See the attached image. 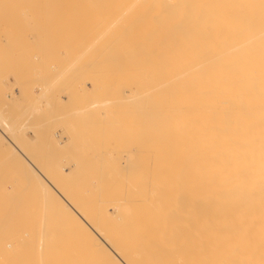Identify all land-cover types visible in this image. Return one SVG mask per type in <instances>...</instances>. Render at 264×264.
<instances>
[{
  "label": "bare ground",
  "instance_id": "bare-ground-1",
  "mask_svg": "<svg viewBox=\"0 0 264 264\" xmlns=\"http://www.w3.org/2000/svg\"><path fill=\"white\" fill-rule=\"evenodd\" d=\"M0 1H3V0H0ZM31 1L29 0V3ZM35 1L37 3V1L39 0H35ZM76 1L77 0H73L74 3H72V0L71 1L69 0V3L66 4V2L63 3V0H61V2L60 0L59 2L58 0L57 2L55 0L52 5L56 6L57 4L58 5L66 4V6L69 5L68 7H70V5H72V7L75 5L76 8L77 7L79 8L80 6V8L84 7L86 9L87 8L92 9L94 7L95 10H99V12L103 11V13L105 12L104 10H106V13H108L110 9H111L110 11L117 9L118 12L120 13L118 14L119 17H117L116 16L117 14L115 15L114 12H112L114 14V15L112 14L113 20H111L110 16L108 15L111 22H108L110 21L109 19L105 18L107 20L106 22V20L103 21L102 18H100L101 21L98 20L99 23L94 21L95 23L91 24L92 22L91 21L90 24H88V27L89 25H92V27H94L92 28L90 26V28H92V29L89 28L90 34L94 31L95 28H96L94 31L95 33H96V30H97V33L99 31L102 33L101 37H100L101 34H99L100 32L98 34L97 33L95 34L94 37L96 38V40L95 38L94 39L91 38L92 40H94L93 47H91L92 40H90V42L88 40L89 44L87 45L88 46L90 45L88 47L84 44L86 39H82V42H80L81 41L79 39L80 37L78 38L80 41L78 39L75 40L72 38V40H74V43H76L75 41H79L78 42L79 46L85 40L83 43V46H81L82 52L85 47L91 48V49L95 47L97 51H98V47H100V51H101V48L103 47L102 49L105 50V45L108 46L106 48L108 50L109 46H111L112 44H114L115 46L119 44L118 40L123 39L122 43H124L123 45L124 47L123 48L121 47L123 51L120 49L117 50V48L121 46L122 43L121 45H117L118 47L117 46L116 48L114 47L116 51H119V52H116L113 49V47L110 48V50L113 49L111 53L114 51L116 52V55L114 58L115 60L112 58H109V59H112V61L118 62L119 61L118 59H120L122 56L124 57V55H126L127 53L131 54V57L134 56V51H135V54H137L135 55V57L138 56V58L136 57L137 58L136 60L134 57L132 58L135 61H133V65L131 64V66L129 67L130 68L133 67V70L136 71V74H134L135 72H132V70L130 69L131 74L134 76L136 75L135 76L136 79L135 77L133 78V76H131L132 79L131 78L130 79L131 80L134 79L133 82L135 80L137 81V82L135 81L137 84L134 82V84H136V86L134 87H137V89H134V90L135 91L137 90L136 92H138L139 96L134 90H133L134 92L132 93V91L128 89L129 91H131V93L129 91L128 92L131 94V100L137 101L136 99L140 97L139 98V100H141L140 107L141 106L142 107L141 108L138 107L140 109L137 110L136 109L137 107H135L137 104H135L136 102L133 101L132 107L133 108L135 107V108L134 109L132 108V110H135L134 111L135 115H138L139 113L138 111H140L139 115L142 114L141 116L142 118L139 116H136V117H139V119L141 118L142 122L139 121V119L138 121L141 123L136 122L137 118H135V116L133 115L134 112H131V110L129 112H131L132 114L128 113L129 115L127 116H130L132 118L131 115H133L135 119L134 118L132 119L135 120V122L132 121V119L127 116L121 115L123 116L122 117L123 120L125 117L129 118L128 120L126 119L128 121L127 123L126 121H123L122 119L120 120L121 118L119 117L120 115L118 116L119 118L117 117V114H118L117 109L121 108V110L124 111L129 107L127 105H126L127 108L123 107L124 109H122V107L120 106L118 107L114 103L115 106H117L118 108L117 109L114 108L115 111L114 109L112 110H113V114L114 112L117 113L115 115L118 118V119L116 118L117 122L119 120V121H123V123L125 122L126 124L130 123V126H133L132 124L136 126L135 129H132V127L130 126L128 127L129 124L126 126V124L124 123L125 126L131 130V132H129V129H126L129 132L128 134L133 138V140L135 139V137L139 139L137 143H139L138 144L139 146L140 144H142L143 146L141 145L140 148L145 151V152L142 151L139 148V146L138 147L136 146L137 152L133 149L134 155L129 154L131 158V159L129 158L130 161L131 162L135 161L137 165L135 162L134 164H132L131 162L127 163L126 161H129V160H126V158H124L125 160H123L128 165L129 168L128 167L127 168L129 170L131 167L133 168L137 167V169L141 167L140 168L141 170H138L139 172L141 171V174L140 173L138 174L140 175L139 180H141V181L138 180L140 182V185L137 187L138 183H136L135 185L136 188H133L137 192L132 190V188H130L131 183L128 185L129 182H127L129 178L134 177L132 173L136 174V171H137L136 169L135 170L133 169L135 171L134 172L131 168V171H133V172L130 171L132 176L130 175V172L128 170L130 177L129 175L126 174L127 168H126V171L124 169L125 175L127 177H125L126 181H125V178H123L124 181H122V182H127L126 186L130 188L129 189L130 195L132 193L130 190H132L133 193H138V191L139 193L136 194L135 196L132 193L133 198H130L131 196H129V193L128 194L125 193L127 197L128 196L129 197L128 198L124 197L125 201H123L124 200V198H122L123 195L122 197L120 196L118 188L123 189L124 187L122 186L124 183H121V179L122 177H124V175L122 176L121 173L123 172L122 168H125L124 167L125 162L123 163L122 167L118 166L119 164L121 166V163H117L118 164L117 166L116 164H113L115 165V167L114 168L112 167V168L115 169L114 170L115 172L117 171L116 169H118L116 167L120 168L118 169L119 173L118 171L116 173L121 174L122 177L121 176H120L121 178L118 177L119 175L117 176L116 174H113L114 171H112L111 174L115 176L112 175L113 178H111L112 176L110 177L112 179V185H111V182H109L110 181V178H109V181H108V183L110 184L109 185L106 182L108 179H105V181L103 179L105 177L108 178L110 174L108 177L106 174V176H103L104 178H102V175H101V178L103 180V181L101 180L102 183L105 182L103 184L104 185L103 191H105V189L108 190L112 186L110 188L111 190L109 189V191L112 192V188L114 187L113 192H112L114 193V191H116L115 187H117V192L119 194L115 192L113 195L115 196L119 195L116 198L124 202V203L122 202L123 203L122 204L121 202H119V200H117V203L119 205L120 203L124 205L127 202V200H129V198L130 200L127 202L128 205L126 203V205L123 206L124 210L123 212H121V214L120 213L118 214V212L114 211L115 213H117L114 217L118 215V217L116 218L117 220H115L112 217V215L111 217L113 219L111 217H109V219L114 220V221H110L106 218L97 220V218L99 217L101 218L104 216L105 217L110 216V213L106 211V208H108V203L112 204L113 200L116 201L115 200L116 198H113L111 202L110 200L112 199V197H115V196L111 195L109 191H105L104 193L100 189V187L102 188V183L99 180V177H98V181L100 182L95 181V184H93L94 182L91 181L94 186L97 185L96 182L99 183L98 187L95 186L96 188H94V186L92 184H91L92 186L88 184L87 181L85 182V180L83 181L80 180L81 176L78 177L77 175V177L79 178L77 179L78 181L77 184L80 183L81 181L83 182V183L81 182L82 184L81 186L83 187L79 186V188L81 187V190L78 189V185L76 186L77 188L75 187V189H78L77 191H80L79 193H81L80 194L81 196L79 195L82 198V199L80 198L81 200H84L87 198L89 199V201L91 200L90 202H93L92 199L94 197L92 198V195H91L92 193H90L91 190L90 188H88L90 186L94 189V190L92 189V192H94L93 195L96 194L95 196L96 198H94V201L96 202V204H97V201L99 200V199L97 200V195L100 196L99 192H101V196H104V197H98L100 198V200L101 198H103L101 201L105 199L110 201V202L108 201V203L104 201L106 205H103V206L101 205L103 204V202L100 204L101 201H98L99 204L97 205L95 204V207H94L93 205L94 202L91 205V203L88 200H85L86 202L88 201L90 203L89 204L87 202L89 204V207L90 205L92 208L94 207L93 209L91 207L89 209V207L87 206L88 208L87 211L90 212L87 215L86 213L87 211H85L86 208H84L86 205L85 206L83 205L85 204V202L79 200L83 202L80 204H82V206L84 207H82L80 204H79V207L78 206L74 207L79 202L75 200V198H78L77 196L73 197L71 195L72 193L73 195L76 194V190L71 193L72 191L71 189H73V184L76 185L75 183L76 181L73 182V184H71L72 183L71 181L76 180L75 178L76 174L72 176V172L68 170L63 174L62 173L60 174L61 165L60 166L58 165L59 167L56 165L57 169L60 168L59 170H57L56 166L54 165V169H56L57 171L54 169L50 171L51 174L53 170L55 171V172L53 171L54 176L52 175L54 178L51 175H47L50 172L47 173L46 170H45L46 172L44 171L42 172V170L40 169L41 167L39 168L38 165L33 161L34 159L30 158L31 155L28 154L29 151H26L25 149L26 144H23V142L25 141L22 140L23 142H21V140L19 141L17 139V138L22 139L19 133H21L22 129H24L23 128L24 126L21 128L23 124L20 126L21 131L18 132V130H16V127H15L16 125L14 126V124H12L10 120L7 119L10 117H5L3 115L4 114L3 111H0V147L1 149L4 152L8 153L10 156H13V158L15 157L19 159L17 160V162L23 161L24 163L27 164L26 167L23 166V168L25 167V174L30 177L28 178L30 179L31 182H33L37 186H41L42 188L41 191L43 192L42 195L44 196L42 197V199L45 198L44 199L45 202L47 200L48 204H50V207L52 209L54 208L53 210H54L55 215L58 214L61 217L63 216L65 218L68 216V218H70L73 221L72 225L74 224L73 227L75 226V229H76L74 230L82 232L89 239V243H90L89 245L92 248V249L91 248L89 249H91L92 255L98 264H264V0H120V1L116 0L112 2H110L109 0L108 1L107 0L105 1L104 0L103 1L102 0L101 1L100 0L99 1L98 0H85V1L78 0L79 2L78 1L76 2ZM4 2H5V5L8 4L6 0H4ZM50 2L51 0H48V2L45 0H42V6L51 4ZM12 3L10 2L7 5L8 7L3 5L4 4L3 3L2 4L3 7L1 6L0 7L1 9L2 8L4 9L6 7L5 8L6 10L13 11L14 10L13 7L16 10L17 5H20L19 0L17 2L15 0V2L13 3V4L16 3V7L15 5L13 6ZM38 3L36 6L37 8L39 7L40 9L41 1H39ZM35 5H33V7ZM9 6H11L10 9H8ZM55 6L53 8H55ZM57 8L58 7H56L55 9L56 12H57ZM98 8H102L103 10L98 9ZM66 10L67 12L69 11L68 9ZM75 10L73 9V11ZM92 10L94 11V9ZM117 10H115V12H117ZM46 13L45 14L47 16H45L44 14L45 18L50 17L48 20L54 19V21H51V22H55L56 18L58 19V15L56 17V14H55L56 18L53 16L54 13L52 12V10H51V13L53 15H51L49 12H46ZM71 13H72V10H71ZM93 13L94 12H92V15ZM48 14H50V16ZM87 14H89V12H87ZM84 15L85 14H83V16ZM70 17L69 19H71ZM114 17H117V18L114 19ZM45 18L44 20H46V23H47L48 20L47 18L46 19ZM73 18L74 20L73 19L71 20L75 22V16ZM90 18H92V16ZM85 20H87V18ZM66 21H68V24L71 25V23H69V20H66ZM56 22L58 23L59 19ZM84 22L85 21H83L82 23ZM48 23L46 25H48ZM87 23H89V21ZM43 24L45 25V23ZM39 25L40 24L38 23V25L36 26H39ZM54 25L56 26V23ZM54 25H51V26L54 27ZM57 25H59V23ZM74 25H77V23ZM48 26L51 29L50 24ZM74 27L76 28V26ZM45 29L43 28L44 31L50 32V30L48 31V28H45ZM73 31H76V30H73ZM38 33H40V31ZM88 33L85 34V36L89 35ZM83 35L84 34H82V36ZM100 41L101 43L103 44L105 43V44L102 46L100 44ZM65 44L67 43L65 42ZM76 44L74 45V49H76L75 48ZM76 47L78 49L80 48L78 46ZM94 49L91 50L93 51L92 58L100 54V52L98 53L95 50L97 52V55H96V52H94ZM89 50L90 49H88L87 56L90 52ZM131 50L132 51L134 50L133 54L131 53ZM120 51H122V53L124 54L120 53ZM82 52H81V56L84 55V52H83V55H82ZM62 53H65V52L63 51ZM70 53H74V51L71 52L70 50ZM77 54H80V50H79V53ZM108 55H112V54H108ZM70 56L72 57L71 54ZM70 56L68 55L69 58ZM81 56H80L79 61L81 60L85 62L86 65L83 64V66L82 67L80 66L81 68H79L78 70L83 69L85 71L86 70L85 67L88 64L87 62L88 60L84 61L83 59H81ZM112 56L114 57V55ZM116 56L118 58L117 59L118 61L116 60ZM86 57H83V58H86ZM106 57H105V61H104V57L101 58L103 59V61H101L100 57H99L100 60L97 58L96 61L98 62L100 61V63L104 62L103 65L106 66V63L107 62L110 63L109 61H111L108 59L109 56L107 58ZM126 57L130 59L129 55L125 56L124 59H127ZM72 59H74V57H72ZM86 59H89L90 62L92 61L91 63L93 64L94 61L90 59V56H88ZM106 59H108V61ZM128 59H127L128 64L126 63V65H129L132 62V60H128ZM75 61L74 63L71 62L70 64L74 65ZM98 62H95V63L101 66ZM125 62L126 61H124V63ZM95 63L93 64L94 66H95ZM77 65L79 67V65H81L80 62ZM77 65L75 66L77 67ZM98 65L95 66L96 67L95 69L97 70H98L97 67H99ZM117 65H120V67L122 66L121 63H118ZM75 66H73L71 69L73 70ZM108 66L110 67L109 64ZM89 67L90 69L87 68V70L88 69L91 70L93 66L91 65ZM101 69H103V66ZM101 69L99 71H101ZM106 69L107 67H105V71ZM111 70L114 71V68H112ZM124 70L126 69L124 68ZM75 71H76L75 73L78 76L77 70ZM84 71H82V74H81L82 80H84V76L86 75L84 74L86 73ZM92 71H94V68ZM92 71H91V74L94 73L96 70L94 72ZM103 71L104 70H102L101 72ZM75 73H74V78H78V77H75L76 75ZM95 73H98V72H95ZM105 73L106 72H104L103 74ZM60 74L62 73L60 72ZM88 74L90 73L88 72ZM105 75H107V73ZM90 76H87V78ZM96 76H97L96 74L94 75V77L91 76L92 78H90V80H91V85L96 86L98 89L99 88L98 86L100 85L98 86L96 85L98 83ZM126 76H129V75H126ZM57 77L55 81L58 79ZM62 78L64 79L63 84L65 85V83H67V81L65 80L66 78L64 77ZM119 80L117 81L119 82ZM123 80L120 81L123 87L126 85L130 87L133 84L131 82L130 83L127 82L126 80L125 81L127 83H123L124 82ZM114 82L112 84H114ZM109 83H110V80H109ZM109 83L106 82L105 84H108L110 86ZM105 84H103V86ZM118 86L120 87L121 84ZM115 87L111 86L110 88L113 89ZM123 87L121 86L119 89H122ZM84 89H86V87H84ZM114 90L115 89L113 90L110 89V92L108 91L109 95L111 91L114 92ZM102 91L104 92V89H102ZM106 91L104 93L105 96L107 95ZM94 93H95V90H94ZM116 93L117 92H115V94ZM134 93H136L138 98L137 97L136 98L133 97L134 99L132 98V94L135 95ZM88 94H89V91H88ZM118 96H116L115 98L116 100H120L121 102L122 99H119L121 98V96L117 99ZM125 96H127V94ZM125 96H123L124 100L126 98ZM88 97H89L88 99H90L91 96H88ZM99 99H101V97ZM128 99L129 100H126V102L130 101V98ZM77 101H78V98H77ZM112 102L113 101L110 99H108L107 101V103L109 104H112ZM120 102L118 103L119 105L124 104L125 106L126 102L124 103L123 100H122L123 103L120 104ZM138 102L140 103V101ZM107 103H105V105ZM78 104L80 105V103ZM81 104H83V102ZM96 106H99V104ZM106 106H103V107H106ZM103 107L101 106V108L104 110ZM98 108L99 107L94 108V110L96 112L100 111L98 110ZM129 108L131 109V107ZM107 109L108 108H106L105 113L108 112ZM110 109L111 107L109 108V110ZM78 111H82V110L79 109ZM92 111L88 110V112H90L88 113V115H91ZM111 112L112 111L110 110V114H112ZM119 112H121L120 109H119ZM85 113L84 115L86 117ZM93 114L95 113L93 112ZM97 115L99 116V114ZM104 115H107V114H104ZM112 116L108 115V116H105V118L107 117L112 118ZM89 117L90 116L87 117L88 121L90 119ZM81 118H83V115L81 116ZM100 119L104 120L103 117ZM116 119L114 120L116 121ZM130 119L132 122L131 121L129 122ZM78 120L79 122L81 121V119H78ZM97 121L99 122L100 120H97ZM100 122L103 124L104 121L103 122L100 121ZM135 123L139 124V126L141 124V126L138 128H142V129H137L138 125H135ZM76 124L72 127H75ZM111 124H113V122ZM111 124L109 122V125ZM116 124H119V122ZM149 124H151V126L152 124H154L155 128L157 126L156 130H154L156 133L153 131V129H151L153 127H150ZM80 125L83 126L84 124L81 123ZM91 125L93 127L92 123ZM120 125L119 127H121ZM144 125H147L150 127L151 130L149 129V127H147L148 129L146 128L147 130H150L148 133H146L147 130L145 131L146 126ZM81 127L79 126V128ZM98 127L101 128L102 126H97L96 128ZM90 128L88 127L87 130ZM107 128L111 129L110 126L106 127L105 129ZM122 128H125V127H122ZM136 129L137 131L143 130L144 131L143 135L145 133L149 134V137L148 135L146 136L145 134V136L148 137L147 139H150L152 135H154L153 137L155 138V140H152L153 138L152 137L150 140H148V143H146L147 139L143 138L144 136L141 135L142 131H139L138 133H136L137 132ZM78 130L79 129L75 131H78ZM132 130H133V133L136 134L134 135L135 137L132 136L133 135ZM15 131H17V134L19 135L17 137V135L15 136V134H13L14 137H17L16 140L12 136L11 137L7 136L9 133L11 134L12 132L15 133ZM109 131L110 130H108L107 132ZM151 131H153L154 134L151 135L152 133ZM81 132H82V129L81 131H78V133L83 135L82 134L83 132L82 133ZM89 132L92 133V131H89ZM98 132H101V130H99ZM120 132L121 130H118V133ZM101 133H105V132H101ZM118 133L116 131L117 135ZM88 134H86V136ZM98 134L100 136V133ZM98 134H96L97 137H98ZM128 134H127L128 137L126 136V134H123V135L127 137V140L129 142L131 138H129L130 136ZM137 134H139L138 135L139 137H137ZM155 134L157 135L155 136ZM46 135H48V133ZM71 137H73V134H71ZM104 137H105V134H104ZM120 137L122 138L123 136H120ZM141 137L143 140L141 139ZM75 138L76 139H74L73 137L74 139L73 143L74 142L75 143L72 145L77 144L76 140L78 137L76 136ZM88 139H91V138H88ZM137 139L135 141H137ZM122 140L124 141V139ZM151 140L152 142H150ZM52 142L58 143L56 138H54ZM106 142H108V140H106ZM132 142L134 141L130 140V142L128 143V145H131L130 147L127 145L128 149L131 147H134L132 146L133 145ZM137 143L135 144L137 145ZM87 144H89L88 145L89 147L90 143L87 142ZM24 145L25 147H23ZM116 145L119 146V143L115 144V146ZM127 146L125 145L123 147L122 145V150H124ZM69 147H72V146H69ZM100 148H104V147H100ZM138 148L143 153H145V154H140V155H143V156L146 155V156H144L143 158L142 156L138 157L137 155H139L140 153V150ZM151 148L152 150L153 148L156 149L152 151L156 153V155L154 154L152 156L149 153L150 154L149 156V154H147V151H148L147 149H151ZM83 149H85V147H83ZM87 149L89 150V148ZM90 149H92V147ZM118 149H120V146ZM103 150L104 149H102V151ZM130 150L125 149V151H128V152H125L126 157L128 156L126 153H129ZM78 151L80 152L81 150H77L75 152L76 155H78L77 154ZM84 151H86L85 153H87L86 149L83 150V152ZM81 152L79 153V157H80ZM96 152L98 153V151ZM136 153L138 154L135 155ZM99 156H102V154ZM103 156H105V154ZM132 156H135V157L137 156L138 158L134 157V161H132L133 159ZM97 158L99 159L100 157H97ZM97 158L96 159L94 158V159L97 161ZM139 158L140 159L142 158L141 160L144 159L143 162L145 163H143V165H140L138 167V165L140 164ZM75 159H78V158H75ZM83 159H85V157ZM83 159L81 160L79 159L81 163ZM137 159L139 161H137ZM90 160H93V159H90ZM14 161H16V159ZM86 161L84 162L87 165L88 164L87 162L89 161L87 162ZM103 161L100 160L101 164ZM121 161L122 160H120V162ZM149 161H152V162H149ZM92 162L91 164H94V166L95 165L97 166V164L92 163ZM24 163L21 162L19 164L23 165ZM77 163H79V161ZM91 166L88 165L87 167L91 168ZM109 166L111 167L112 163L111 165L109 163ZM52 167H50V169ZM73 168L70 167V169H73ZM82 168L85 169L84 167ZM101 168H104V166ZM113 169H110V170H113ZM106 171L108 172V169ZM106 171L104 172L107 173ZM69 173H71V178L74 177L72 180L71 178H69L70 175L68 176ZM55 174H57L58 176L57 175L55 176ZM64 174L65 175L67 174L68 176L67 178H69V181L66 178V176H64V179H66L67 181L63 179V176L61 175H64ZM91 174L89 172V175H85V179L86 177L89 179L90 178L89 176H91ZM93 174H95V172ZM97 174H101V173H97ZM79 175H84V174L82 173ZM97 176H100V175L94 176V179L96 178L97 180ZM58 177H61L60 182H59ZM115 177H118V179H120V184H122L121 185L122 187H119L120 185L118 183L119 182L118 179H115L116 181L114 180L115 183L113 184L114 182L113 179ZM32 178L34 179L35 182L33 181ZM55 178H57V180H55ZM92 178L93 177H91V179ZM62 180L66 181L65 189L70 188L68 186L69 184L70 186L72 185V188H70L71 191L70 190L66 191L65 189L64 191L62 190L63 188L61 190L59 189L60 187L59 185H61V187H63L64 185V182ZM56 181L59 183L63 182V185L62 184L58 185ZM134 181L135 179L133 178V182ZM68 182L69 184L66 187V184ZM84 183H87L89 186L86 184L88 186L87 187ZM89 183H90V180H89ZM83 184L87 187L88 191H90L89 192L90 196H87V197L84 196L86 197L84 199H83V193L84 195H86L84 192L86 188L84 190L82 189L85 187ZM97 188H99L98 191L97 190L95 191V189ZM122 189L121 191L123 192L120 191L121 194H124V192H127ZM108 192L111 195V199H110V195H108ZM105 194H107L108 196H106ZM106 197H109V199H107ZM120 197L122 199H120ZM73 200L77 203L73 202ZM113 203L114 204H112V206L113 208H115L114 205L116 204L115 206H117L118 204L116 202H113ZM98 205H101L100 208L101 207L102 208L99 209L98 214H96L97 213L96 206ZM122 205L120 206V208L116 207L118 208V211L119 209H121ZM102 209L107 214L102 212L101 211ZM93 210H96V211H93ZM100 212L102 213V216ZM91 213H94L95 215L93 214L94 216H92ZM90 214L94 218V219L92 218L93 220L90 219ZM104 214H106L107 216ZM70 229L71 228H69V230ZM69 230L68 232H70ZM47 235L44 234V236H47ZM83 245H85V243H83ZM44 264H51V263L45 262ZM56 264H63V263H56Z\"/></svg>",
  "mask_w": 264,
  "mask_h": 264
},
{
  "label": "rangeland",
  "instance_id": "rangeland-1",
  "mask_svg": "<svg viewBox=\"0 0 264 264\" xmlns=\"http://www.w3.org/2000/svg\"><path fill=\"white\" fill-rule=\"evenodd\" d=\"M18 0H16V2H17ZM20 1V5H17V9L15 10V8L13 7V11L12 10H10V11H8V10H6L5 8L3 9H1V7H3L2 6V4L3 5H5V2H4V0L3 1H0L1 3H0V108H2V109H0V111H3L4 112V116L5 117H10V118H7L8 120H10V122L12 123V124H14V126L16 127V130H18V132L19 131H21L20 129L23 127L24 129H22V131H21V133H19V135H20V137L22 138V139H20V138H17L19 135L17 134V131H15V133H13L12 132V134L11 133H9L7 136L8 137H14V135L13 134H15V136L17 135V137H14L15 138V140H16V138L20 141L21 140V142H23V141H25V142H23V144H26V151H29L28 152V154H30L31 156H33V157H31L30 156V158H32V159H34L33 161L38 165V167L42 170V172L44 171V172H46L47 171V173L48 172H50L52 169H54V165L56 166H60V168H61V172H60V174L62 173H65L67 170L68 171H70V172H72V176L73 175H75L76 174V176H75V178H76V180H72L73 178H71V173H69L68 174V176H69V178H71V184H73V182H75L76 183V185L75 184H73V189H71L70 190V188H72V185L70 186V184H69V182L66 184V187H67V185L70 187L69 189H65V182L67 181L66 179H64V176H66V178L68 177L67 176V174L65 175H61V176H63V179L64 180H66V181H64V180H62L63 182H64V185H63V182H61V183H59L60 182V178L61 177H58V179H59V182H57V184L59 185V184H62L63 185V187H61V185H59L60 187H59V189L61 190L62 188V190H70L71 191V193L73 192V191H75L76 190V194L75 195H73V193L71 194L73 197L74 196H77L78 198H75V200H77V201H79V200H81L82 198L80 197L81 195V193H79L80 191H77L78 189L79 190H81V187H83V186H81L82 184H81V182L83 181V180H85V182L87 181V183L88 184H92V182L91 181H93L94 183L93 184H95V181H98V177H99V180L101 181L102 180V178H104L103 176H106V174H107V177L109 176V174H110V176L108 177V178H104L103 180L105 181V179H108L106 182L108 183V181H109V178L113 175V174H116L118 177H120L121 176V174H122V176L124 175V177H122V179H121V183H124L123 185L122 184H120V179H118V177H115L114 179H113V181L115 180V179H118L119 180V185H117V186H119V187H122V186H124L125 187V189H124V187H123V189L122 188H118L119 189V193H120V196L122 197V195H123V197L122 198H124V197H126V198H128L129 196H131L130 198H133V194H134V196L136 195V194H138L139 193V191H138V193H133V191L132 190H134L133 188H136V183H138V185H137V187L140 185V182L139 181H141V180H139V178H140V175H138L139 173L141 174V171L139 172L138 170H141L140 168L141 167H139L140 165H143V163H145V162H143V160H141L144 156H146V155H140V154H145V153H143L142 151H144V150H142L141 148H140V146L142 145V144H140V146L138 145L139 143H137L138 142V140L139 139H137L134 135H136L135 133H133V130H132V133H133V135L132 136H134L135 137V139L133 140V138L128 134L129 132H131V130L129 129V128H127L126 126L128 125V127L130 126V123H128V124H126L128 121V119L129 118H131L130 116H127V115H129L131 112H134L135 110H132V106H133V104H132V102L134 101V100H131V91H132V93L135 91L134 89H137V87H134V86H136V84H134V82H133V80H131L132 79V77L131 76H133V78L136 76H134V75H132L131 74V70H132V72H135L134 74H136V71L135 70H133V67H129V66H131V64L133 65V61H135L137 58H138V56H136L135 57V55H137V54H135V51H134V56H132L131 57V54H129V53H127L126 55H124V57L122 56H120L121 58L120 59H118L117 58V56H116V60L118 61V62H115V61H112V59H114L115 58V55H116V52H119V51H116V46L117 45H121V43L123 42V39H120V40H118L119 41V44H117V45H115L114 46V44H112L111 46H109V48H108V50L106 49L108 46H106L105 45V50H107V51H105V50H103L102 48H101V51H100V47H98V51L96 50V48L94 49V52H100V54L98 55V56H96V57H94V58H92L93 56H92V54H93V51H91V50H93V49H91V48H87V47H85L84 48V50H83V52H84V55H83V52H82V47L81 46H83V43H84V41H83V43L79 46L78 44V42L80 41V42H82V39H86V41H85V45L86 46H88L87 44H89V42H90V40H92V39H94L95 37V34L97 33V30H96V33L94 32L95 31V29H94V31L90 34V29H92V28H94V27H92V25H89V27H88V24H90V22H91V24H93V23H95V22H98V20L99 21H101L100 20V18H102V20L104 21V20H106V19H109V17H108V15L110 16V19L111 20H113L112 18H113V16H112V12H114V14L117 16V17H119L118 16V14H120L119 12H118V10L117 9H114V8H112V9H114V10H112V11H108V13H106V10H104L105 12L103 13V11H101V12H99V10H95V8L93 7L92 9H94V11L92 10V9H86V8H80V6H79V8L77 7L76 8V6H75V8H74V6L72 7V5H70V7H68L69 5H67L66 6V4H68L69 3V0H63V3H65L66 2V4L65 5H63V4H61V5H52L53 4V2L55 1V0H51V4H48V5H43L42 6V0H39V1H41V4H40V9H39V7L37 8V3L39 2V1H37V3H36V1L34 0V2H33V0L29 3V0H19ZM27 1H28V3L30 4H28L27 3ZM45 1H47L48 2V0H45ZM71 1V0H70ZM78 1V0H77ZM76 1V2H77ZM80 1V0H79ZM78 1V2H79ZM85 1V0H84ZM99 1V0H98ZM101 1V0H100ZM103 1V0H102ZM105 1V0H104ZM108 1V0H107ZM110 2H112V1H116V0H109ZM120 1V0H119ZM3 2V3H2ZM6 2L9 4L10 2L12 3H14L15 2V0H6ZM33 2V3H32ZM56 2H57V0H56ZM58 2H59V0H58ZM60 2H61V0H60ZM12 3V4H13ZM22 3V4H21ZM27 3V4H26ZM31 3H32V5H31ZM35 3H36V5H35ZM72 3H74L73 2V0H72ZM7 4V5H8ZM18 4V3H17ZM54 4H56V3H54ZM70 4H71V2H70ZM7 5H5V6H7ZM15 5V7H16V3L15 4H13V6ZM33 5H35L34 7H33ZM38 5H39V3H38ZM44 6H46V7H44ZM51 6H52V8H51ZM55 6V8H53ZM64 6V7H63ZM8 7V6H7ZM10 7L11 6H9V8L8 9H10ZM20 8V10H19V8ZM56 7H58L57 8V12H56ZM68 7V8H67ZM42 8H43V10H42ZM46 8V9H45ZM68 9L69 11V14H68V12H67V10L66 9ZM47 9H48V11H47ZM50 9V10H49ZM58 9H60V10H58ZM63 9H65V10H63ZM73 9L76 11H73ZM80 10V12H79V10ZM85 11H84V10ZM98 9H102V8H98ZM51 10H52V12L54 13V12H56V13H54V15L51 13ZM54 10V11H53ZM71 10H72V13H71ZM83 10V11H82ZM103 10V9H102ZM108 10V9H107ZM115 10H117V12H115ZM62 11V12H61ZM79 13H78V12ZM94 12L93 13V15H92V12ZM35 14H34V13ZM46 12H49L51 15H53L54 17H55V14H56V17H57V15H58V19H59V25H57L58 23L56 22L58 19L56 18L55 20V22H51V21H54V19L52 20H48L50 17H46L47 18V23H48V25L50 24V26L51 25H54L55 23H56V26L54 25V27L53 26H51V29H52V31H51V29H50V27L48 26V25H46L47 23H46V20H44V18H45V16H47L46 14ZM64 12V13H63ZM75 12V13H74ZM87 12H89V14H87ZM41 13V14H40ZM46 13V14H45ZM71 13V14H70ZM91 13V14H90ZM98 13V14H97ZM100 13V14H99ZM44 14H45V16H44ZM50 14H48L49 16H50ZM76 14V15H75ZM83 14H85L84 16H83ZM95 14V15H94ZM113 14V15H114ZM34 16V17H32V16ZM72 15V16H71ZM75 16V22L73 21L74 20V16ZM78 15H79V17H78ZM71 16V17H70ZM87 16V17H86ZM92 16V18H90V17ZM94 16V17H93ZM100 16V17H99ZM36 17V18H35ZM52 17V16H51ZM53 17V18H54ZM69 17L71 18V19H73V20H71V19H69ZM81 20H79L78 18ZM82 17V18H81ZM84 17H86L87 18V20H85L86 18H84ZM117 17H114V19L115 18H117ZM121 17V16H120ZM32 18V19H31ZM45 18V19H46ZM61 18V19H60ZM99 18V19H98ZM106 18V19H105ZM31 19V20H30ZM39 19V20H38ZM83 19V20H82ZM89 19V20H88ZM95 19V20H94ZM97 19V20H96ZM109 19V20H110ZM66 20H69V23H71V25L70 24H68V21H66ZM79 20V21H78ZM111 20L110 21H108V22H111ZM37 21H38V23L40 24L39 26H36V25H38V23H37ZM76 21H78V22H76ZM83 21H85L84 23H82ZM89 21V23H87V22ZM95 21V22H94ZM34 22V23H33ZM36 22V23H35ZM106 22H107V20H106ZM43 23H45V25L43 24ZM72 23H74V24H76L77 23V25H74V24H72ZM78 23H79V25H81V26H79L78 25ZM80 23H82V24H80ZM85 23H86V25H85ZM99 23V22H98ZM44 26H43V25ZM68 24V25H67ZM73 26V27H72ZM74 26H76V28L74 27ZM84 26V27H83ZM87 27V29H86V27ZM90 26L92 27V28H90ZM33 27V28H32ZM40 27V28H39ZM60 27V28H59ZM43 28L45 29V28H48V31L50 30V32H46V31H44L43 30ZM81 28V29H80ZM90 28V29H89ZM30 29V30H29ZM33 29V30H32ZM62 29V30H61ZM76 30V31H73V30ZM80 29V30H79ZM85 31H84V30ZM98 29H100V28H98ZM38 30V31H37ZM13 31V32H12ZM40 31V33H38ZM66 31V32H65ZM84 31V32H83ZM99 31V30H98ZM37 32V33H36ZM44 32H45V34H44ZM80 32V33H79ZM89 32V33H88ZM100 32V31H99ZM98 32V33H99ZM62 33V34H61ZM89 34V35H86L85 36V34ZM97 33V34H98ZM11 34V35H10ZM43 34V35H42ZM71 34V35H70ZM79 34V35H78ZM82 34H84L83 36H82ZM93 34V35H92ZM99 34H101L100 35V37L102 36V33L100 32ZM48 35H49V37H48ZM51 35V36H50ZM68 35V36H67ZM47 36V37H46ZM61 36V37H60ZM67 36V37H66ZM85 36V37H84ZM98 36V35H97ZM36 37V38H35ZM75 37H77V38H75ZM80 37V38H79ZM82 37V38H81ZM84 37V38H83ZM87 37V38H86ZM3 38V39H2ZM64 38H66V39H64ZM72 38L73 39H75V40H77L78 38L80 39H78L79 41H75L76 43H74V40H72ZM92 38V39H91ZM98 38V37H97ZM58 39V40H57ZM69 39V40H68ZM66 40V41H65ZM88 40H89V42H88ZM95 40H96V38H95ZM62 41V42H61ZM117 41V40H116ZM117 41V42H118ZM58 42V43H57ZM65 42L67 43V44H65ZM116 42V43H117ZM24 43V44H23ZM52 43V44H51ZM60 43V44H59ZM64 43V44H63ZM68 43H70V44H68ZM73 43V44H72ZM94 43V40H92V42H91V47H93V44ZM98 43V42H97ZM96 43V44H97ZM115 43V42H114ZM76 44V46H78V47H80L79 49L75 46V48L76 49H74V45ZM99 44V43H98ZM97 44V45H98ZM100 44L103 46L104 44L103 43H101V41H100ZM50 45V46H49ZM67 45V46H66ZM124 45V43H122V45L121 46H117L118 48H117V50H122V48L124 47L123 46ZM73 46V47H72ZM90 46V45H89ZM88 46V47H89ZM100 46V45H99ZM36 47V48H35ZM62 49H61V48ZM65 47H67V48H65ZM113 47V49L116 51V52H112L111 53V51L113 50V49H111L110 50V48H112ZM115 47V48H114ZM122 47V48H121ZM64 48V49H63ZM69 48V49H68ZM13 49V50H12ZM24 49V50H23ZM72 49H74V50H72ZM87 49V50H86ZM88 49H90L89 51V54H88V56H90V59H92L94 62H93V64L95 63V62H98V61H96L97 60V58L99 59V57H100V59L101 58H103L104 57V61H105V57L107 56H109L108 57V59L109 58H112V59H109V60H111V61H109L110 63H108L107 61H108V59H106L107 61V63L110 65V67L108 66V64L106 63V66H104L103 65V63L101 62L100 63V61L98 62L101 66H99L97 63H95V66H99V67H97L98 68V70L97 69H95L96 67L89 61V59H86L88 56H87V52H88ZM41 50V51H40ZM47 50V51H46ZM57 50V51H56ZM62 50V51H61ZM70 50H71V52H73L74 51V53H70ZM76 50H78V51H76ZM79 50H80V54H77V53H79ZM96 50V51H95ZM17 52V53H15V52ZM31 51V52H30ZM39 51V52H38ZM65 52V53H62V52ZM69 51V52H68ZM85 51H86V53H85ZM102 51H104V52H102ZM109 51V52H108ZM123 51V50H122ZM122 51H120V53H122ZM133 51L131 50V53L133 54ZM59 52V53H58ZM81 52H82V55L83 56H81ZM97 52H96V55H97ZM103 53V55H102V53ZM106 52H107V54H106ZM44 53V54H43ZM72 55V57H74V59L76 60H74V59H72V57L70 56V54ZM115 53V54H114ZM120 53H118V54H120ZM78 55V56H76V55ZM85 54H86V56H85ZM108 54H112V55H114V57L112 56V55H108ZM117 54V55H118ZM122 54H124V53H122ZM122 54H120V55H122ZM67 55V56H66ZM68 55L70 56V58L68 57ZM73 55H75V56H73ZM94 55H95V53H94ZM100 55H102V56H100ZM106 55V56H105ZM127 55H129L130 56V59H128V57H126L128 60H132V62L131 61H129V62H131L129 65H126V63L128 64V62H127V59H124L125 58V56H127ZM80 56H81V59H83L84 61H86V60H88L87 62H88V64H87V66L85 67L86 68V70L84 71L83 69H80V70H78L79 68H81L82 66H83V64H85L86 65V63L85 62H83V61H79V59H80ZM42 57V58H41ZM67 57V58H66ZM77 57V58H76ZM83 57H86V58H83ZM106 57V58H107ZM119 57V56H118ZM135 58V60L134 59H132V58ZM64 58H66V59H64ZM72 60V61H70V60ZM99 59V60H100ZM115 60V59H114ZM21 61H23V62H21ZM53 61V62H52ZM74 61H75V64L73 65V66H75V65H77V64H79V62H80V64L81 65H79V67H78V65H77V67L75 66L74 68H75V70H77V72H78V76H77V74L75 73L76 71L74 70V68H73V70L71 69L73 66L70 64L71 62H73L74 63ZM101 61H103V59H101ZM122 61V62H121ZM124 61H126L125 63H124ZM77 62V63H76ZM89 62H90V64H89ZM111 62H112V64H111ZM114 62V63H113ZM115 63H116V65L118 64V63H121L122 64V66L120 67V65H115ZM124 64H125V66H124ZM93 66L92 68H91V70H89L90 69V67L89 66ZM71 66V67H70ZM81 66V67H80ZM102 66H103V69H101L102 68ZM112 66H114V67H112ZM116 66V67H115ZM60 67V68H59ZM62 67V68H61ZM70 67V68H69ZM105 67H107V69H106V71H105ZM128 67V68H127ZM84 68V69H85ZM87 68H89L88 70H87ZM93 68H94V71L95 72H98V73H95L94 71H92L93 70ZM101 69V71L102 70H104L103 72H101V71H99L100 69ZM112 68H114V71H112L111 69ZM118 68V69H117ZM119 68H120V70H119ZM124 68L126 69V70H124ZM62 69V70H61ZM66 69V70H65ZM69 69V70H68ZM71 69V70H70ZM131 69V70H130ZM108 70V71H107ZM69 71V72H68ZM82 71H84V72H86V73H84V74H86L87 76H93L94 77V75L96 74L97 76V82L99 83H97L96 85L98 86V85H100V86H98L99 88L97 89V87L96 86H94V85H91V80H90V78H92L91 76L90 77H88L87 78V76L85 75L84 76V74H83V76H84V80H82V76H81V74H82ZM91 71L92 72H94V73H92L91 74ZM112 71V72H111ZM117 72V74H116V72ZM128 71H130V72H128ZM60 72L62 73V74H60ZM88 72L90 73V74H88ZM100 72H101V74H100ZM104 72H106L107 73V75H105V74H103ZM109 72V73H108ZM111 72V73H110ZM128 72V73H127ZM55 73H57V74H55ZM74 73L76 74L75 75V77H78V78H74ZM114 73V74H113ZM122 75H121V74ZM126 75H129V76H126ZM112 76H111V75ZM119 74V75H118ZM123 74H124V76H125V78H124V76H123ZM61 75V76H60ZM98 75H100V76H98ZM108 75H109V77H108ZM116 77H115V76ZM47 76H48V78H47ZM58 76V77H57ZM67 76V77H66ZM111 76V77H110ZM114 76V77H113ZM45 77V78H44ZM56 77L58 78L56 81H55V79H56ZM62 77H64V78H66L65 80L67 81V83H65V85L63 84L64 83V79L62 78ZM81 77V78H80ZM99 77H101V78H99ZM102 77H103V79H102ZM106 77H107V79H106ZM129 77V78H128ZM60 78V79H59ZM62 78V79H61ZM68 78V79H67ZM73 78H74V80H73ZM80 78V79H79ZM105 78V79H104ZM109 78H113L112 80L111 79H109ZM117 78V79H116ZM123 78H124V80H123ZM127 78H128V80H127ZM131 78V79H130ZM43 79V80H42ZM48 79V80H47ZM86 79V80H85ZM88 79V80H87ZM119 79H121V80H123L124 82L123 83H127V82H131V83H133L132 85L131 84H129V85H131L130 87L129 86H124L123 87V85H122V83L120 82L121 80H119ZM135 79H136V77H135ZM50 80V81H49ZM54 80V81H53ZM63 80V81H62ZM69 80V81H68ZM79 80H80V82H79ZM109 80H110V83H109ZM117 80H119V82L117 81ZM127 82H126V81ZM131 80V81H130ZM47 81V82H46ZM62 81V82H61ZM65 81V82H66ZM74 81V82H73ZM84 81V82H83ZM107 83H109L110 84V86L108 85V84H105L106 82ZM112 81V82H111ZM115 81V82H114ZM43 82V83H42ZM54 82V83H53ZM79 82V83H78ZM114 82V84H112ZM118 82V83H117ZM50 83H51V85H50ZM73 83V84H72ZM102 83V84H101ZM26 84V85H25ZM61 86H60V85ZM72 84V85H71ZM103 84H105L104 86H103ZM115 84H117V85H115ZM121 84V86L123 87L122 89H119L120 87L118 86V85H120ZM73 85H75V86H73ZM125 85V84H124ZM43 86V87H42ZM48 86V87H47ZM55 86V87H54ZM65 86V87H64ZM111 86H113V87H115V88H113V89H115L114 90V92L113 91H111V93H110V95H109V92H110V89L111 90H113L112 88H110ZM138 86V85H137ZM73 87V88H72ZM83 87V88H82ZM84 87H86V89H84ZM96 87V88H95ZM118 87V88H117ZM126 87H128V88H126ZM44 88V89H43ZM48 88V89H47ZM126 88V89H125ZM26 89V90H25ZM72 89V90H71ZM102 89H104V92L102 91ZM106 89H107V91H106ZM119 89V90H118ZM131 90V91H129V90ZM28 90V91H27ZM44 90V91H43ZM74 90V91H73ZM77 90V91H76ZM94 90H95V93H94ZM122 90V91H121ZM134 90V91H133ZM82 91V92H81ZM84 91H86V92H84ZM88 91H89V94H88ZM98 91H99V93H98ZM105 91H106V93H107V97L105 96ZM109 91V92H108ZM120 91V92H119ZM130 93H129V92ZM137 91V90H136ZM135 91V92H136ZM28 92V93H27ZM44 92V93H43ZM102 94H101V93ZM115 92H117L116 94H115ZM127 92V93H126ZM42 93V94H41ZM48 95H47V94ZM77 95H75V94ZM93 93V94H92ZM98 93V94H97ZM122 93V94H121ZM137 93V95H138V92H136ZM136 93H134L135 95H133L132 94V98L134 97V98H136L137 97V95H136ZM58 94H59V96H58ZM73 94H74V96H73ZM114 94V95H113ZM127 94V96H125ZM130 94V95H129ZM45 97H44V96ZM55 95V96H54ZM92 95H93V97H92ZM94 95H95V97H94ZM101 97V99H99L100 97ZM119 95V96H118ZM52 96V97H51ZM80 96H82V97H80ZM85 96V97H84ZM88 96H91L90 97V99H88L89 97ZM105 96V97H104ZM116 96H118L117 97V99L121 96V98H119V99H122L123 100V102L125 103L126 102V100H129L128 98H130V101H127L126 102V104H125V106H124V104H121V103H123L122 102V100H121V102H120V100H116ZM123 96H125L126 98H125V100H124V97ZM139 96V95H138ZM87 97V98H86ZM123 97V98H122ZM30 98V99H29ZM38 98V99H37ZM77 98H78V101H77ZM95 98V99H94ZM110 99V100H112L113 102H112V104H109V103H107V101H108V99ZM133 98V99H134ZM138 98V97H137ZM140 98V97H139ZM139 98L138 99H136L137 101H134V102H136L135 104H137L136 106H135V104H134V106L135 107H137L136 109L137 110H139L141 107H140V105H141V100H139ZM50 99H51V101H50ZM56 99V100H55ZM82 99H83V101H82ZM93 99H94V101H93ZM114 99H115V101H114ZM81 100V101H80ZM91 101V102H90ZM118 101V102H117ZM138 101H140V103L138 102ZM2 102V103H1ZM49 102V103H48ZM83 102V104L85 105V103H86V105L84 106L83 104H81ZM90 104H89V103ZM98 102V103H97ZM102 102V103H101ZM110 102V101H109ZM120 102V104L121 105H119L118 103ZM139 104H138V103ZM5 103V104H4ZM53 103V104H52ZM77 103V104H76ZM78 103H80V105H82V106H80ZM96 103V104H95ZM105 103H107L106 105H105ZM111 103V102H110ZM119 107H122V109H124L123 107H126V105L127 106H129V107H131V109L129 108H125L126 110H121V108H119L120 109V111L121 112H119V109H117L118 107L117 106H115V104ZM88 104V105H87ZM99 104V106H96V105H98ZM104 104V105H103ZM132 104V105H131ZM5 105V106H4ZM53 105H54V107H53ZM79 105V106H78ZM90 105V106H89ZM94 105V106H93ZM103 107V106H106V107H103L104 108V110L101 108V106ZM2 106H4V107H2ZM76 106H77V108H76ZM87 106V107H86ZM91 106H93V107H91ZM96 106V107H95ZM111 107V113L112 114H110V110H109V108ZM37 107V108H36ZM45 107V108H44ZM84 107V108H83ZM86 107V108H85ZM90 109H89V108ZM97 107H99L98 108V110H100V111H98V112H96L95 110H94V108H97ZM113 107V108H112ZM134 107V108H135ZM138 107H140V108H138ZM7 108H9V109H7ZM101 108V109H100ZM106 108H108L107 109V111L109 112H106L105 113V111H106ZM114 108H116L117 110H118V114L117 113H115L114 112V114H113V110L112 109H114ZM133 108V109H134ZM79 109H81L82 111H78ZM77 112H76V111ZM87 110V111H86ZM88 110H90V111H92V110H94V111H92V113H91V115H88V113H90V112H88ZM131 110V112H129ZM114 111H115V109H114ZM126 111H128V112H126ZM141 111H142V109H141ZM80 112H82V113H80ZM86 114V117H85V115H84V113ZM93 112L95 113V114H93ZM103 112V113H102ZM124 112V113H123ZM139 113H140V111H138ZM138 112H136V113H138ZM59 113V114H58ZM121 113V114H120ZM126 113V114H125ZM129 113V114H128ZM139 113H138V115H135V112H134V116H135V118H137V121L136 122H139V121H141L142 122V114L141 115H139ZM142 113V112H141ZM97 114H99V116L97 115ZM103 114V115H102ZM104 114H107V115H104ZM117 114V117L119 116V117H121L120 118V120L122 119V117L123 116H127V117H129V118H127V117H125L124 118V120L123 121H126V126H125V124L123 123V121H119L118 120V122H119V124H116V123H118L117 122V119L119 118H117L115 115ZM132 114V113H131ZM80 115V116H79ZM83 115V118H81V116ZM90 116L89 118V121L87 120L88 118V116ZM108 115H110V116H112V118H109V117H107V118H105V116H108ZM121 115H123V116H121ZM133 115H131L132 116V118H134V116ZM75 116V117H74ZM97 116V117H96ZM136 116H139V117H141L140 119H139V117H136ZM13 117V118H12ZM69 117V118H68ZM79 117V118H78ZM104 118V120L103 119H100V118ZM115 117V118H114ZM29 118V119H28ZM96 118V119H95ZM116 119V121L114 120V119ZM131 118V119H132ZM134 118V119H135ZM19 119V120H18ZM78 119H81V123H83L84 125L82 126V125H80L81 123L79 122V120ZM83 119V120H82ZM87 121H86V120ZM95 119V120H94ZM109 121H108V120ZM113 121H112V120ZM127 119V120H126ZM131 119L129 120V122L131 121ZM138 119H139V121H138ZM76 120H78V121H76ZM84 120H85V122H84ZM97 120H100V121H104L103 122V124L106 122V123H108V124H104V126H103V124L99 121H97ZM113 122V124H111L112 122ZM132 121H134L135 122V120H133L132 119ZM131 121V122H132ZM26 122V123H25ZM78 122H79V124H78ZM95 122V123H94ZM98 124H97V123ZM109 122H110V124L111 125H109ZM115 122V123H114ZM120 122H122V123H120ZM141 122H139V123H141ZM81 127V128H79V126L77 125V124ZM88 125H87V124ZM91 123L93 124V127H92V125H91ZM101 123V124H100ZM23 124V125H22ZM76 124V126L75 127H72V126H74ZM86 124V125H85ZM121 124V125H120ZM132 124V123H131ZM22 125V126H21ZM107 125V126H106ZM119 125L121 126V127H119ZM133 126H134V124H132ZM135 125H138L137 126V129H142V128H138V127H140L141 126V124H140V126H139V124H136L135 123ZM143 125V124H142ZM150 125V127H153V128H151V129H153V131L154 130H156V128H157V126H156V128L154 127L155 125L154 124H152V126H151V124H149ZM20 126H21V128H20ZM26 126H28V127H26ZM71 126V127H70ZM87 126V127H86ZM95 126V127H94ZM97 126H102L101 128H96ZM108 127V126H110L111 127V129L109 128H107V129H105L106 127ZM116 126H117V128H116ZM133 126H130V127H132V129H135L136 128V126H134V128H133ZM144 126H146L145 127V131L148 129L147 127H149V126H147V125H144ZM26 127V128H25ZM86 127V128H85ZM90 128V129H88L89 131H92V133L91 132H89L88 130H87V128ZM103 127H105V128H103ZM113 127H114V129H113ZM122 127H125V128H122ZM150 127H149V129H150ZM73 128V129H72ZM75 128V129H74ZM93 128V129H92ZM147 128V129H146ZM48 129V130H47ZM77 129H79L78 131H81V129H82V134L83 135H81V134H79L78 133V131H75V130H77ZM85 129V130H84ZM95 129V130H94ZM101 130V132H105V133H101V132H98L99 130ZM102 129H103V131H102ZM105 129V130H104ZM116 129V130H115ZM121 130V135H120V133H118V130ZM125 129V130H124ZM126 129H129V132H128V130H126ZM137 129H136V131H137ZM144 129V128H143ZM150 129V130H151ZM55 130V131H54ZM108 130H110L109 132H107ZM111 130H113V131H115V132H113V131H111ZM124 130V131H123ZM150 130H147L146 131V133H148ZM66 131V132H65ZM116 131H117V133H118V135H120V136H123L122 138L120 137V136H118L117 134H116ZM123 131V132H122ZM139 131H142L141 132V135L142 136H144L143 138H148L149 137V134H146V136L148 135V137H146L145 136V134L143 135V133H144V131L143 130H138L136 133H138ZM153 131H151L152 133H151V135L152 134H154L153 133ZM25 132V133H24ZM48 133V135H46L47 133ZM70 132H71V134H73V137H74V139H76L75 137L77 136L78 138H77V140H76V145H72V144H74L73 143V141H74V139H73V137H71V134H70ZM74 132V133H73ZM111 132H113V133H111ZM127 132V133H126ZM135 132V131H134ZM155 132V131H154ZM84 133H86V134H88V135H90V136H86V134H84ZM98 133H100V136H99V134ZM107 133H108V135L110 136H108L107 135ZM156 133V132H155ZM51 134H52V136H51ZM74 134H76V135H74ZM78 134H79V136H78ZM96 134H98V137H97V135ZM104 134H105V137H104ZM111 134H112V136H111ZM115 134V135H114ZM123 134H126V136H127V134L130 136L129 138H131L130 140H132V141H134L135 143H137V145L134 143V142H132L133 143V145L132 146H134V147H131V148H129L128 149V146L130 147L131 145H128V143L130 142V140H129V142H128V140H127V137H125ZM140 134V133H139ZM139 134H137V137H139L138 135ZM158 134V133H157ZM157 134H155V136L157 135ZM43 135V136H42ZM161 135V134H160ZM52 138H51V137ZM55 136V137H54ZM86 136V137H85ZM94 136V137H93ZM117 136V137H116ZM154 135H152V137H153ZM159 136V135H158ZM45 137V138H44ZM66 137V138H65ZM70 137V138H69ZM92 137H93V139H92ZM101 137V138H100ZM151 137V138H152ZM13 138V139H14ZM43 138V139H42ZM47 138V139H46ZM54 138H56L57 139V141H58V143H55V142H52V140H54ZM88 138H91V139H88ZM100 138V139H99ZM105 138V139H104ZM108 138V139H107ZM126 138V139H125ZM150 138V139H151ZM154 138V137H153ZM152 138V140H155V138L153 139ZM12 139V140H13ZM27 139V140H26ZM45 139V140H44ZM89 140V141H87V140ZM112 139V140H111ZM114 139H115V141H114ZM122 139H124V141L122 140ZM137 139V141H135ZM141 139H142V137H141ZM150 139H147V142L146 143H148V140H150ZM23 140V141H22ZM79 140V141H78ZM103 141V143H102V141ZM106 140H108V142H106ZM143 140V139H142ZM152 140L150 141V142H152ZM45 141V142H44ZM51 141V142H50ZM68 141V142H67ZM96 143H95V142ZM100 141V142H99ZM119 141V142H118ZM126 141V142H125ZM42 142V143H41ZM71 142V143H70ZM87 142L88 143H90V146L88 147V145L89 144H87ZM93 142V143H92ZM98 142H99V144H98ZM121 142V143H120ZM128 142V143H127ZM142 142V141H141ZM140 142V143H141ZM144 142V143H145ZM62 143V144H61ZM92 143V144H91ZM106 143V144H105ZM119 143V146H120V149H118L119 148V146L118 145H116L115 146V144H118ZM123 143V144H122ZM125 143V144H124ZM131 143V144H132ZM60 144V145H59ZM78 144H79V146H78ZM135 144V145H134ZM30 145V146H29ZM36 145H38V146H36ZM59 145V146H58ZM85 145H87V146H85ZM99 145V146H98ZM104 145H106V146H104ZM122 145H123V147L126 145H128L125 149H127V150H130L129 151V153H126L128 156V158L126 157V155H125V152H128V151H125V149L124 150H122ZM58 146V147H57ZM69 146H72V147H69ZM108 146V147H107ZM139 146V148L142 150H140L139 148V150H140V153H139V155H137L138 153H136L135 155H137L138 157H141L142 156V158L140 159L139 158V160L137 159V161H139V165H138V169H137V167L135 168H133V167H131L132 168V170L134 169H136L137 171H136V174L135 173H132L133 174V176L134 177H131V178H129L130 177V175L132 176V174H131V172H133V171H131V168H130V170L128 169L129 167H128V165L126 164V162L128 163H130L131 161H130V155L129 154H133L134 153V151H133V149L137 152V147ZM143 146V145H142ZM23 147H25V145L23 146ZM37 147V148H36ZM73 147H75V148H73ZM83 147H85V149L87 150V153H85L86 151H84L83 152V150H85V149H83ZM89 148V150L87 149V148ZM92 147V149H90ZM95 147V148H94ZM100 147H104V148H100ZM113 147H114V149H115V151H114V149H113ZM136 147V148H135ZM147 147V146H146ZM45 148V149H44ZM80 148V149H79ZM156 148V147H155ZM155 148H153V150H156ZM100 149H101V151H100ZM102 149H104L103 151H102ZM144 149V148H143ZM77 150H81L80 152H81V154H80V157H79V151L77 152V154L78 155H76V151ZM95 150V151H94ZM117 150V151H116ZM138 150V151H139ZM146 150V149H145ZM149 152H148V151ZM146 151H147V154H151L152 156L155 154L156 155V153H154V152H152L153 150H152V148L151 149H147ZM40 151H42V152H40ZM91 151V152H90ZM96 151H98V153L96 152ZM100 151V152H99ZM124 151V152H123ZM40 154H39V153ZM50 152V153H49ZM94 152V153H93ZM102 152V153H101ZM131 152V153H130ZM145 152V151H144ZM36 153V154H35ZM42 153V154H41ZM50 155H49V154ZM102 154V156L105 154V156H99V155H101ZM117 153V154H116ZM121 153H122V155H121ZM83 154H84V156H83ZM94 154V155H93ZM96 154V155H95ZM99 154V155H98ZM120 154V155H119ZM150 154H149V156H150ZM35 155V156H34ZM76 155V156H75ZM86 155V156H85ZM98 155V156H97ZM134 155V154H133ZM82 156V157H81ZM92 156V157H91ZM95 156V157H94ZM112 156V157H111ZM136 156V157H137ZM151 156V157H152ZM85 157V159H83ZM90 157V158H89ZM97 157H102L101 159L99 158H97ZM121 157V158H120ZM123 157V158H122ZM133 157V159H132V161H134V157L135 156H132ZM135 157V158H136ZM137 157V158H138ZM13 156H10L8 153H6V152H4L2 149H1V147H0V264H44L45 262H49V263H51V264H56V263H63V264H98L97 262H96V260H95V258L93 257V255H92V251H91V246L89 245L90 243H89V239L82 233V232H80V231H75L76 229H75V226L73 227V225H72V223H73V221L70 219V218H68V216L65 218V217H61L60 215H55L54 214V208L52 209L51 207H50V204H48V202H47V200H46V202H45V198L44 199H42V197H44L43 195H42V188H41V186H37L36 184H34L33 182H31L30 181V177L28 176V175H26L25 174V167H26V163H24L23 161H21L22 163H24L23 165H21V164H19V163H21V162H17V160H19V159H17V158H15L16 159V161H14L13 159ZM66 158V159H65ZM75 158H78V159H75ZM89 158V159H88ZM97 158V161L95 160V159ZM124 158H126V160H129V161H123V160H125ZM130 158V159H129ZM75 159V160H74ZM81 159H83V161H82V163H81V161L80 160ZM90 159H93V160H90ZM104 161H103V160ZM115 159V160H114ZM21 160V159H20ZM89 161V162H87V161ZM100 160L101 161H103L102 162V164H101V162H100ZM106 160H108V161H106ZM120 160H122L121 162H120ZM136 160V159H135ZM38 161V162H37ZM49 161V162H48ZM79 161V163H77ZM84 161H86L88 164L86 165L85 164V162ZM93 161V162H92ZM48 162V163H47ZM91 162L92 163H95V164H97V166L95 165L94 166V164H91ZM96 162H98V163H96ZM100 162V163H99ZM125 162V163H124ZM135 162V161H134ZM134 162H131L132 164H134ZM149 162H152V161H149ZM39 163V164H38ZM84 163V164H83ZM109 163H110V165H111V163H112V166L110 167L109 166ZM117 163H121V166H120V164L118 165ZM123 163H124V167L125 168H122V171L124 172V169H125V171H126V168H127V172H126V174L127 175H129V172H130V175H129V179L127 180V182H129L128 183V185L130 184V188H132V190H130L132 193H131V195H130V192H129V189L130 188H128V186H126L127 185V182H122V181H124V179L123 178H125V177H127L126 175H125V172H124V174H123V172L121 173V174H118L119 173V170L118 169H120L119 167H122L123 166ZM136 163V162H135ZM16 164V165H15ZM79 164V165H78ZM100 166H99V165ZM108 164V165H107ZM113 164H116V166L118 165L119 167H116V168H118V169H116L117 171H118V173H116L114 170L115 169H113L114 167H115V165H113ZM125 164H126V166H125ZM84 165V166H83ZM85 165H86V167H85ZM91 166V168L92 167H94V168H89V167H87V166ZM131 165V164H130ZM136 165H137V163H136ZM23 166H25L24 168H23ZM53 166V167H52ZM57 166H56V169H57ZM58 166V167H59ZM64 166V167H63ZM75 166V167H74ZM84 167L85 169H83L82 167ZM104 166V168H101V167H103ZM107 166H109V167H107ZM133 166V165H132ZM44 167V168H43ZM50 167H52L51 169H50ZM70 167L71 168H73V169H70ZM97 167H99V168H97ZM105 167H107V168H105ZM113 167V168H112ZM59 168V169H60ZM97 168V169H96ZM113 169V170H110V169ZM56 169H54V170H56ZM59 169H57V170H59ZM70 169V170H69ZM89 169V170H88ZM99 169H101V170H99ZM108 169V172L106 171ZM46 170V171H45ZM53 170V171H54ZM56 170V171H57ZM128 170H129V172H128ZM53 171H52V174H51V172L50 173H46L47 175H53L54 176V174H53ZM63 171V172H62ZM98 171V172H97ZM104 171H106L107 173H105ZM112 171H114L113 172V174H111V172ZM55 172V171H54ZM79 172V173H78ZM86 172H87V174H86ZM89 172H90V174L92 173H94L95 172V174H93V176H92V174H91V176H89L90 178L88 179L87 177H86V179H85V175H89ZM135 172V171H134ZM74 173V174H73ZM78 173V174H77ZM84 174V175H79V174ZM97 173H101V174H97ZM45 174V173H44ZM58 174V173H57ZM57 174H55V176L57 175ZM77 175H78V177H80V180H82L81 182H80V180H79V182L80 183H78L77 184V179H79L78 177H77ZM96 175H100V176H97V180H96V178L94 179V176H96ZM101 175H102V178H101ZM52 176V177H53ZM58 176V175H57ZM60 176V175H59ZM83 176H84V178H83ZM113 176H115V175H113ZM113 176L111 177V178H113ZM139 176V177H138ZM29 177V178H28ZM91 177H93L92 179H94V180H92L91 179ZM120 177V178H121ZM54 178V177H53ZM69 178H67L68 179V181H69ZM82 178V179H81ZM110 178V181L109 182H111V185H112V179ZM133 178L135 179V181L133 182ZM33 179V178H32ZM137 179V180H136ZM55 180H57V178H55ZM89 180H90V183H89ZM102 180V181H103ZM130 180V181H129ZM139 180V181H138ZM33 181H34V179H33ZM100 181H98V182H100ZM102 181H101V183H102ZM116 181V180H115ZM115 181L113 182V184L115 183ZM125 181H126V178H125ZM137 181V182H136ZM35 182V181H34ZM133 182V183H132ZM83 183V182H82ZM87 183H84L85 185L87 184ZM101 183H100V185H101ZM105 182H103L102 183V188L100 187V185H99V187H100V189L103 191V184H104ZM80 184V185H79ZM83 184V185H84ZM87 184V185H88ZM92 184V185H93ZM96 184L97 185H95L96 187H98V184L99 183H97L96 182ZM109 184V183H108ZM75 185V186H74ZM78 185V189H75V187ZM84 185V186H85ZM86 185V186H87ZM91 185V186H92ZM106 185V184H105ZM110 185V184H109ZM116 185V184H115ZM122 185V186H121ZM79 186H81L80 188H79ZM84 187V188H82L83 190H84V192H85V194L86 195H84V193H83V191H82V193H83V199L84 198H86L87 196H90V193H92L91 195H92V198L94 197V198H96L95 196H96V194L95 195H93L94 194V192H92V187H90L89 185V187L88 188H90V190H91V192L90 191H88V189H87V187ZM94 186V185H93ZM94 186V188H96ZM108 186V185H107ZM114 186V185H113ZM132 186V187H131ZM106 187V186H105ZM112 187V186H111ZM110 187V188H111ZM77 188V187H76ZM109 188V189H110ZM114 188V187H113ZM113 188H112V192H113ZM116 188V191H114V193L115 192H117V187H115ZM140 188V187H139ZM98 189L99 188H97V189H95V191L97 190L98 191ZM109 189L107 190V189H105V191H109ZM121 189L122 190H124V191H127V192H124V194H121V192H123V191H121ZM64 190V191H65ZM94 190V189H93ZM100 190V191H101ZM111 190V189H110ZM115 190V189H114ZM137 190H139V189H137ZM105 191H103L104 193H105ZM121 191V192H120ZM135 192H137L136 190H134ZM69 192V191H68ZM77 192H78V194H77ZM90 192V193H89ZM110 192V191H109ZM109 192H108V195H110L109 194ZM112 192H110L111 193V195H113L114 193H112ZM96 193H98V192H96ZM118 193V192H117ZM116 193V194H117ZM118 193V194H119ZM125 193H129V196L127 197V195L125 194ZM87 194H89V195H87ZM99 194H100V196H98L97 195V200L98 201H101L103 198H101V200H100V198H98V197H104V196H101V192H99ZM80 195V196H79ZM106 196H108L107 194H105ZM111 195H110V199H111ZM125 195V196H124ZM84 196H86V197H84ZM113 196H115V195H113ZM117 196H119V195H117ZM117 196H115V197H112V199L110 200L111 202H112V200H113V198H116ZM120 197V199H122ZM81 198V199H80ZM94 198L92 199L93 200V202H94V207H95V204H96V202L94 201ZM107 199H109V197H106ZM130 198H129V200H130ZM90 199H91V197H90ZM105 199V198H104ZM85 200H88L89 201V199H84V200H81V201H83V202H85V204H83L84 206H82V204H80V203H83V202H81V201H79L78 203L77 202H75L74 200H73V202H75V203H77V205H75V203H74V207H79V204L82 206V207H84V208H86V210L85 211H87V206L89 207V204L91 203V205H92V203L93 202H86ZM116 201H114L113 200V202H116L117 203V200H119V199H115ZM129 200H127V202L129 201ZM98 201H97V204H99L98 203ZM104 201H106L107 203H108V201L109 200H103V201H101L100 202V204L103 202V204H101L102 206L103 205H106V203L104 202ZM109 201V202H110ZM123 201H125V198H124V200ZM123 201H120L119 200V202H123ZM112 202V204H114ZM126 202V203H127ZM105 203V204H104ZM120 203V205L118 204L117 206H115L114 205V207L116 208V207H119L120 208V206L124 203H122L121 204ZM126 203L124 204V205H126ZM88 204V205H87ZM96 204V205H97ZM112 204L111 203H108V208H106V211L108 212V213H110V216H107L106 214V212L102 209L101 211L102 212H104V213H106V214H104V215H106L107 217H99V218H97V220L98 219H103V218H106V219H108V220H110L109 219V217H111V215H112V217L115 219V220H117L116 218L118 217V215L116 216V217H114L117 213H115V212H118V214L120 213L121 214V212H123V206L124 205H122V207H121V209H119V211H118V208H113V206H112ZM131 204V203H130ZM91 205H90V207H91ZM101 205H98V206H96L97 207V213L96 214H98V210L99 209H101L100 208V206ZM111 205V206H110ZM127 205H128V203H127ZM90 207H89V209H90ZM93 207V208H94ZM99 207V208H98ZM51 208V209H50ZM81 208V207H80ZM92 208V207H91ZM92 208V209H93ZM104 208V207H103ZM83 209V208H82ZM96 210H93V211H96ZM91 211V210H90ZM115 211V212H114ZM56 212V211H55ZM92 212V211H91ZM57 213V212H56ZM87 213V215L90 213L89 211H87L86 212ZM111 213H113V214H111ZM92 214V216H94L95 214L94 213H91ZM91 214H90V219H92L93 217L91 216ZM94 214V215H93ZM100 214H101V216H102V213L100 212ZM52 215V216H51ZM111 217V218H112ZM112 218V219H113ZM94 219V218H93ZM92 219V220H93ZM68 220V221H67ZM71 220V221H70ZM64 221V222H63ZM110 221H114V220H110ZM69 228H71L70 230H69ZM73 228V229H72ZM75 229V230H74ZM68 230L71 232V230H72V232L70 233V232H68ZM54 231V232H53ZM43 232V233H42ZM76 232H77V234H76ZM80 232V233H79ZM44 234L45 235H47V236H44ZM80 240V242L81 241H83V242H79V240ZM83 243H85V245H83ZM88 245V247H87V245ZM89 248H91V249H89Z\"/></svg>",
  "mask_w": 264,
  "mask_h": 264
}]
</instances>
